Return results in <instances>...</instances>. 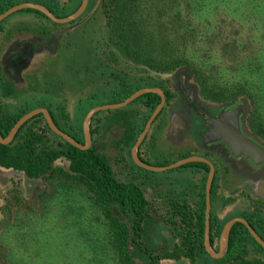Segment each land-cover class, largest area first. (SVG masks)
<instances>
[{"label": "trees", "instance_id": "16d2710c", "mask_svg": "<svg viewBox=\"0 0 264 264\" xmlns=\"http://www.w3.org/2000/svg\"><path fill=\"white\" fill-rule=\"evenodd\" d=\"M21 2L40 3L60 18L70 15L81 4V0H0V13ZM153 2L154 0H88L85 11L77 18L89 13L87 22L94 23L98 26L94 27V30L101 32L99 38L95 39L91 36L93 46L90 52L93 58L108 55L113 58L115 66H118L121 64L117 57L129 56L133 61L144 65L142 70L137 71L145 73L141 83L130 88L124 95L114 97L111 102L120 101L142 87H161L169 98L170 91L164 84L169 81L168 78L157 80V75L163 74L165 77L167 74L171 76L176 72L186 73L190 79L194 80L198 94L205 101L222 105L247 104L250 107V113H255L251 118L254 121L252 126L264 139L262 114L264 103L260 102L264 95V30L262 33L260 28L264 25V8L259 18L254 19L259 24L254 33L247 29L241 31V28L236 27L238 26L236 21L229 18L222 19L223 22L227 21L232 26L229 29L220 26H216L215 30H208V27H189V23L192 22L191 17L185 18L187 27H150L145 14L146 7L149 4L153 6ZM22 10L34 12L41 20V23L34 26H23L41 38V48L47 47L49 41L55 39L59 41L63 38L59 29L56 28L63 24L53 22L38 10ZM176 15L180 16L179 12H176ZM244 18L246 17L242 19ZM243 32L244 36L241 38ZM54 33L56 36L52 37ZM99 39L108 42L110 47L108 51H101L104 50V46L95 43ZM255 40L259 44L257 47L254 44ZM217 42L223 51L226 47L237 50L241 45V52H238L241 58L232 66L230 65L229 69L223 64L218 66L216 64L217 61L221 63V58L217 57L220 49ZM249 45L255 47V52L247 54L246 46ZM195 52L199 55L196 60H193L192 56ZM44 66L45 64L37 71L38 80H35V83L36 87L48 90L58 80L54 79L48 68ZM229 70H233V78L227 77V72L230 74ZM238 74L242 77L240 78ZM235 77H237L236 80ZM25 79L28 81L26 76ZM13 84L8 78L5 64L0 59V91L10 92L15 88ZM28 86L26 85L25 88ZM135 101L143 103L147 109L142 113L131 109L118 116L116 131L121 134L117 140L120 151L125 148L130 151L148 117L158 105L160 96L155 92H148L133 102ZM33 108L27 106L19 111L1 110L0 135L5 137L14 123ZM49 113L62 131L69 133L83 144L76 130L73 129L74 133L70 132L69 124L61 122V119L68 122L70 118L64 109H61L59 116H55L51 111ZM96 114L92 116L90 132L97 136L85 149L70 144L54 133L41 113L33 116L18 129L10 143H0V170H15L21 173L25 181L40 179L45 186L55 182H66L82 187L92 203L100 209L110 240L113 238L110 249L112 254L109 257L100 258L101 263L109 259L111 264H159L162 260H175L188 264H264V255L226 254L223 257L214 258L208 255L176 253L175 249L169 248L167 238L164 236H161L162 244L159 243L156 237L159 234L160 224L155 222L156 213L148 206L140 188L133 181H124L117 176L109 156L102 151V147L107 144L102 139L106 134L103 131L106 127L105 119L98 118L97 122L94 121ZM140 114L143 115L141 121L138 119ZM164 126V120L160 121L158 127L161 133ZM155 135H157L156 131L151 130L138 148L139 158L150 165L154 164L142 156V145L146 139L153 144ZM188 155L190 154H183L180 158ZM118 161L120 162L117 160L115 163ZM132 163L133 166L142 168ZM164 165L166 164L159 166ZM184 166L207 168V165L202 162H191L180 167ZM130 167H132L131 163ZM114 207L117 212L114 211ZM203 210L202 206L200 213H194V216H197L194 223L187 221L190 215L186 212L183 215L184 222L176 223V221L168 220L161 226L171 236L179 234L186 247L189 243H195V246L202 248ZM248 235L243 224H234L230 231L229 248L239 243H246ZM191 237H194V241H190Z\"/></svg>", "mask_w": 264, "mask_h": 264}, {"label": "rangeland", "instance_id": "374dc122", "mask_svg": "<svg viewBox=\"0 0 264 264\" xmlns=\"http://www.w3.org/2000/svg\"><path fill=\"white\" fill-rule=\"evenodd\" d=\"M263 8L264 0H159L158 2L154 0L153 6L149 4L146 7L145 15L150 27H187L185 18L191 17L192 22H188L189 27H208V30H215L220 26L229 29L232 26L227 21H222L229 18L236 21L238 24L236 27L241 28V31L247 29L255 33L259 24L254 19L259 18ZM176 12H179L180 16L176 15ZM243 17L246 18L242 19ZM87 21H89V13L56 27L63 36L57 41L56 51L53 54L48 51H38L32 69L27 67L22 71L24 76L29 73L37 74V71L45 64L44 67L48 68L50 75L58 80L55 81L54 86L52 85L53 88L48 90L67 95L70 105H75L72 100L79 91L85 97L84 105L95 106L109 103L115 94L113 89L115 70L111 67L106 70H103L104 67L97 70L93 66V57L90 52L93 46L91 36L95 39L99 38L101 32H96L94 27L98 26ZM39 23L41 20L32 11L21 10L7 16L0 24V58L9 44L4 41L5 32H1L2 29L34 26ZM260 28L263 33L264 25ZM243 36L244 32L241 38ZM99 42L103 40L99 39ZM254 44L256 47L259 45L257 40ZM217 45L220 47L218 42ZM246 50L247 54H250L256 49L249 45L246 46ZM238 52H241V45L237 50L226 47L223 51L220 47L217 57L221 58V63L217 61V66L223 64L229 69L230 65L232 66L241 58ZM197 55L199 54L195 52L192 59L196 60ZM232 72L233 70L230 74L227 72V77L233 78ZM124 74L126 72L121 75L124 77ZM238 76L242 77L239 74ZM187 77L190 79L188 75ZM190 81L194 83L193 79ZM228 83L233 84V82ZM53 97L50 98L53 99ZM261 98L260 102L263 104L264 95ZM137 104L138 101H135L118 109H104L97 112L94 121L105 119L104 126H106L103 131L106 133L104 142L107 144L102 147V151L109 156L115 170L119 172H121L120 166L131 163L134 170L142 176L141 182L146 192L150 189L156 193H164L180 188H192L197 183L195 166L159 171L138 168L133 166L131 148L130 151L128 148L123 151L118 148L115 138L119 135L116 131L118 116L130 111V108ZM86 110L87 108L76 110L68 107L66 111L70 116L68 123L74 127L80 126ZM262 114L264 118V105ZM176 117L178 115L174 113V120L177 119ZM187 118L190 125L188 135L199 138L200 143V131L202 126L207 124L190 116ZM193 148L187 141L172 146L166 140H161L155 145L154 142L152 144L146 139L142 145V149H145L142 156L156 166L167 165L171 161L180 159L183 154L192 153ZM228 158H231L232 163L246 173L264 172V164L254 165L243 157H235L229 153ZM117 160L120 162L115 163ZM23 186L19 185V192L7 193L6 200L1 206L0 264H111L109 259L103 260L102 263L99 260L112 254L110 234L104 217L82 187L66 182H55L50 186L43 184L40 194L35 200H31L25 194ZM261 189L264 190V187ZM231 208L228 210L229 216L236 214L239 210V206Z\"/></svg>", "mask_w": 264, "mask_h": 264}, {"label": "flooded vegetation", "instance_id": "af4514ba", "mask_svg": "<svg viewBox=\"0 0 264 264\" xmlns=\"http://www.w3.org/2000/svg\"><path fill=\"white\" fill-rule=\"evenodd\" d=\"M25 28L26 27H15L7 28L5 30L2 29L1 31L5 32L4 41L9 44L0 59L1 62L5 64L8 78L14 83L13 85L15 88H13L10 92L3 91L4 93H2L0 91V111H19L27 106H32L34 108H38L37 106H39L46 108L48 112H53L55 116L60 115L61 109L67 111L68 107L75 108L76 110H83L84 108H87V113L95 105H84L85 97L82 92L79 91L76 93L74 99L72 100L75 105H70L67 101V95H63V93L60 92L52 94L49 90L36 87L37 84L35 83V80H38L36 78V73L27 74L26 77L28 81H26L22 71L27 67L32 69L31 67L34 65L33 61L37 59L35 56L36 53L42 50L53 54L58 46L57 39H55L49 41L47 47L41 48V38ZM55 36V33L52 34V37ZM95 43L104 46V50L100 49L101 51L105 52L108 51L107 49H110L107 44L108 42L96 41ZM117 59L120 61L119 64L123 66H115L113 58L108 55H100L93 58V66L95 69L100 70V68L104 67L103 70H106L111 67L115 70V73L113 74V80L115 83L113 87L115 91L113 98L124 95L130 88L139 85L145 76V73L137 72L138 70H142L144 67L141 62H135L129 56H119ZM123 72H126L124 77L121 75ZM174 75L169 76V74H167L165 77L163 74L157 75V80L168 78L169 81L164 84L168 87L170 91L168 92L171 96L168 98L166 93L163 91V88L157 87L163 91L165 102L159 112L161 114L158 120L155 118L148 133L151 130L156 131L157 135H155L154 139L155 145L161 140H166L172 146L180 145L185 141L190 142L194 148L192 150L193 152L189 154L204 157L211 165L202 162L207 165V168L195 166L197 183L193 185L192 188H180L178 190L167 191L164 193H156L152 189L146 192L144 184L141 182L142 176L138 171H135L134 168L130 167V164H127V166L123 165V167L120 166L119 168L121 172H119V170H115V172L121 180L133 181L140 188L142 196L147 201L148 206L154 210V213H156L154 216L155 222L160 224L159 234H157L156 240L162 244L163 239H161V236L166 237L169 248L175 249L176 253L208 255L210 257L216 255L218 256L217 258L223 257L226 254L264 255V247L254 238L249 229L240 221L234 222L230 227L227 236L225 238L222 237L223 229L227 222L234 218H242L252 227L259 238L264 241V190L261 189L264 187V172L257 174L246 173L242 169L235 166L232 163L231 158H228V153H231L222 141H205L207 133L212 128L211 123L218 119L224 112L235 110L239 112L240 127L242 132L264 146V139L257 134L252 126L253 121L251 120L252 114L250 113V108L245 103L222 105L207 102L200 97L197 88L187 77L186 73L178 74L176 72ZM26 85L29 86L25 88ZM50 97H53V99ZM58 98H60V100ZM109 103L116 102L110 101ZM131 109L139 110L142 113L146 111L147 107L143 103H138L133 108H130V110ZM174 113H177L178 115L176 120L173 118ZM187 116L195 118L198 121H204L207 124V127L202 126L203 128L200 131V143L198 142L199 138H192L188 135L190 125L188 123ZM142 118L143 115L140 114L138 119L141 121ZM83 119L81 121V125L75 127L64 121V119H61V122H65L66 125L69 124L68 127L70 132L74 133L73 129H75L76 134L82 138L84 144V133L82 128ZM163 120L165 126L163 132L161 133L158 126L159 122ZM67 134L70 135L69 133ZM90 135L92 142V139H94L97 134H91L90 132ZM70 136L72 137V135ZM120 136L121 134L115 138L118 140ZM72 138L74 139V137ZM102 139L105 140L104 137ZM143 152H145V149H143ZM211 170L213 171V175L209 186V230L206 234L207 179ZM14 171L15 170L0 171V216L1 206L6 200L7 193L13 194L17 191L19 192V185H24L25 194H27L31 200H35L43 187L40 179L25 181V179L21 176V173ZM252 181L254 183H252ZM202 206L204 209V228L201 237L202 248L195 246V243H189L188 247H186L179 234H177V236H171L169 232L161 226L168 220L171 222L176 221V223L184 222L185 219L183 215L186 212L190 215V218H188L187 221L194 223L197 220V216H194V213H200ZM234 206H239V210L236 214L229 216L228 210L232 209L231 207ZM236 223L243 224L249 235L246 237V243H239L234 247L229 248L230 231ZM111 240H113V238H111ZM191 240L194 241V237H191L190 241ZM206 241L209 243V248L206 247ZM159 264L188 263H182L180 261L177 262L175 260H162Z\"/></svg>", "mask_w": 264, "mask_h": 264}, {"label": "water", "instance_id": "95a60500", "mask_svg": "<svg viewBox=\"0 0 264 264\" xmlns=\"http://www.w3.org/2000/svg\"><path fill=\"white\" fill-rule=\"evenodd\" d=\"M88 4V0H81V4L79 7L70 15L66 17H57L55 16L47 7L40 3H34V2H21L16 5H13L12 7L8 8L4 12L0 13V22L4 20L7 16L13 14L14 12H17L22 9H35L46 15L49 19H51L53 22L58 24H65L74 21L77 19L82 13L85 11ZM148 92H155L159 94L160 96V102L155 107V109L152 111L150 116L148 117L142 131L137 136L133 146L131 147V155L134 163L138 165L139 167H142L147 170H153V171H159V170H167L172 169L175 167H180L185 164L191 163V162H204L208 163L210 162L205 159L204 157L198 156V155H190L187 157L180 158L178 160H175L167 165L164 166H154L150 165L148 163H145L142 161L138 156V148L142 141L144 140L145 136L147 135L151 124L155 120L158 113L161 111L164 102H165V96L163 91L160 88H153V87H144L140 88L136 91H134L132 94L127 96L125 99H123L120 102L116 103H106L102 105H97L91 108L84 116L83 119V133H84V144L81 145L79 142H77L75 139H73L70 135L62 131L53 121L51 118L49 112L46 108L38 107L34 108L28 112H26L24 115H22L11 127L9 133L2 137L0 135V143L2 144H8L11 142L15 134L17 133L18 129L30 118L37 114H42L45 118V121L49 128L56 133L58 136H60L65 141L69 142L70 144L85 149L88 148L91 144V135H90V121L94 114H96L100 110L104 109H118L121 107L126 106L127 104L131 103L133 100L141 96L142 94L148 93ZM212 128L207 133L205 137L206 142L216 141L220 140L224 143L226 148L229 150V152L235 156V157H243L247 161H249L251 164L259 165L264 164V146L256 142L251 137L244 134L240 127V120H239V112L235 110H231L228 112H224L220 117L216 120H214L212 123ZM212 175L213 171L211 170L209 177L207 179V205H206V222H205V232L208 233L209 230V186L212 181ZM114 210L117 212L116 208ZM236 221L242 222L250 231V233L254 236V238L264 247V241H262L259 236L256 234V232L252 229V227L242 218H234L227 222L224 226L222 237L225 238L229 232L230 227L232 224ZM206 247L209 248L208 241L205 242ZM213 257L217 258L218 256L214 255Z\"/></svg>", "mask_w": 264, "mask_h": 264}, {"label": "crops", "instance_id": "0c3cea01", "mask_svg": "<svg viewBox=\"0 0 264 264\" xmlns=\"http://www.w3.org/2000/svg\"><path fill=\"white\" fill-rule=\"evenodd\" d=\"M0 171H3L2 169Z\"/></svg>", "mask_w": 264, "mask_h": 264}]
</instances>
